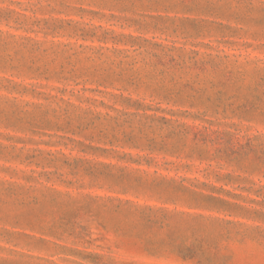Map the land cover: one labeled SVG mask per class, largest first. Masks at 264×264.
I'll use <instances>...</instances> for the list:
<instances>
[{"label":"rangeland","instance_id":"374dc122","mask_svg":"<svg viewBox=\"0 0 264 264\" xmlns=\"http://www.w3.org/2000/svg\"><path fill=\"white\" fill-rule=\"evenodd\" d=\"M0 264H264V0H0Z\"/></svg>","mask_w":264,"mask_h":264}]
</instances>
